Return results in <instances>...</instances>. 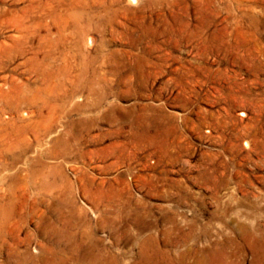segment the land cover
Segmentation results:
<instances>
[{
	"label": "rangeland",
	"instance_id": "374dc122",
	"mask_svg": "<svg viewBox=\"0 0 264 264\" xmlns=\"http://www.w3.org/2000/svg\"><path fill=\"white\" fill-rule=\"evenodd\" d=\"M0 264H264V0H0Z\"/></svg>",
	"mask_w": 264,
	"mask_h": 264
},
{
	"label": "bare ground",
	"instance_id": "6f19581e",
	"mask_svg": "<svg viewBox=\"0 0 264 264\" xmlns=\"http://www.w3.org/2000/svg\"><path fill=\"white\" fill-rule=\"evenodd\" d=\"M134 0H132V2H133ZM256 235V234H255ZM254 238V237H253Z\"/></svg>",
	"mask_w": 264,
	"mask_h": 264
}]
</instances>
